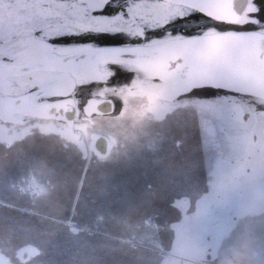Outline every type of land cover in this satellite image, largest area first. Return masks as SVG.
Here are the masks:
<instances>
[{
    "label": "rangeland",
    "instance_id": "1",
    "mask_svg": "<svg viewBox=\"0 0 264 264\" xmlns=\"http://www.w3.org/2000/svg\"><path fill=\"white\" fill-rule=\"evenodd\" d=\"M257 9L251 0L238 20ZM114 64L110 85L107 65L99 81L75 75L35 100L70 102L84 82L118 101L106 115L89 104V124L45 118L64 112L33 101L17 120L0 110V264H264V97L234 87L197 97L208 81L185 92ZM97 132L112 153L91 146Z\"/></svg>",
    "mask_w": 264,
    "mask_h": 264
},
{
    "label": "snow or ice",
    "instance_id": "2",
    "mask_svg": "<svg viewBox=\"0 0 264 264\" xmlns=\"http://www.w3.org/2000/svg\"><path fill=\"white\" fill-rule=\"evenodd\" d=\"M225 11L238 15L235 0H0V110L116 61L167 56L177 71H192L209 49L201 90L229 91L241 53L264 33L236 31L259 26L260 9L243 21L221 18Z\"/></svg>",
    "mask_w": 264,
    "mask_h": 264
},
{
    "label": "bare ground",
    "instance_id": "3",
    "mask_svg": "<svg viewBox=\"0 0 264 264\" xmlns=\"http://www.w3.org/2000/svg\"><path fill=\"white\" fill-rule=\"evenodd\" d=\"M250 1L251 0H249V2ZM242 3L243 0H235V8L237 13H239L238 11H240L239 9ZM239 17L240 14L230 15L227 18L232 20H238ZM212 55L213 53L210 49L205 51L202 54V58L196 62L194 70L192 71H177V67L179 66H173L169 62V58L167 56L155 58L147 62L133 63L142 66L144 70L151 71L156 75H160L161 78L171 79L176 85V88L178 87L179 90L181 89L185 92H188V90L195 88L193 84L198 83L201 80H203L204 82H210L207 75L205 73V75H203V72L200 69L202 68L205 62L212 58ZM102 74L103 73L100 71V69L88 72L73 73L64 77L57 85H60L61 83H64L69 79L74 81L76 76L99 81L102 78ZM234 78L236 83L232 87L244 93H251L253 95H260L264 97V42H261L260 39L253 40L248 45V47L241 53L238 63L236 65ZM32 104L33 103L31 101L13 108L6 107L5 111L6 113H8L7 115H9L13 120H17L16 117L13 115L14 110L19 107H31ZM33 108L38 113L42 111L43 114L59 115L63 113L61 112L62 110L59 108V106L54 104H49L45 106L36 104V106L34 105Z\"/></svg>",
    "mask_w": 264,
    "mask_h": 264
},
{
    "label": "flooded vegetation",
    "instance_id": "4",
    "mask_svg": "<svg viewBox=\"0 0 264 264\" xmlns=\"http://www.w3.org/2000/svg\"><path fill=\"white\" fill-rule=\"evenodd\" d=\"M109 67L112 69V74L110 75V77L108 78V80L104 83L107 84H111L112 83V79H114L117 74L120 73V70L117 68L118 66L116 64L113 65H109ZM81 84L75 89L73 96V99L70 102H65V98L66 96H55V97H47V98H41V100H47L50 102H54V104L56 103H60L62 104V106L64 105L65 111L66 109H68V107L72 104L75 105L76 107V113L74 118L72 119L73 122H71L72 120H69L68 118H65V116L63 117V119L68 122V123H74L77 121H82L84 125L89 124V122L87 121L88 118H83V116H85V111H86V107L88 106V103L90 102V100L92 99L96 104H99V107L94 109V111H90L91 114H109V110H111L110 108L112 107V110L110 113H114L116 110V106H117V100L110 98V99H104V98H93L92 96H89L88 94H85L86 92V87H89L87 85H85L84 82H80ZM35 102V101H33ZM88 109V107H87ZM50 117V116H48ZM85 121V122H84ZM78 123V122H77ZM76 123V124H77ZM75 126V125H74ZM73 126V127H74ZM103 144H101V146H99V150L103 151L102 146Z\"/></svg>",
    "mask_w": 264,
    "mask_h": 264
},
{
    "label": "trees",
    "instance_id": "5",
    "mask_svg": "<svg viewBox=\"0 0 264 264\" xmlns=\"http://www.w3.org/2000/svg\"><path fill=\"white\" fill-rule=\"evenodd\" d=\"M254 3L256 4L257 8L260 9V13L256 16L258 20H260V24L264 26V2L262 0H254ZM259 27V26H258ZM264 28V27H263ZM258 29L255 24H248L245 26L243 30L236 29V31H249V30H256ZM192 95L199 96V97H208L212 95H216V93L213 92H206L201 90V88L193 89Z\"/></svg>",
    "mask_w": 264,
    "mask_h": 264
},
{
    "label": "crops",
    "instance_id": "6",
    "mask_svg": "<svg viewBox=\"0 0 264 264\" xmlns=\"http://www.w3.org/2000/svg\"><path fill=\"white\" fill-rule=\"evenodd\" d=\"M34 103H37V102H34ZM37 104H39V105H41L40 103H37ZM48 104V103H47ZM119 104V103H118ZM121 105H122V103H121ZM117 107V106H116ZM64 109H65V107H63ZM111 110H112V107L110 108ZM63 110V109H62ZM111 110H109V114H113V113H110L111 112ZM121 112H122V110H121ZM120 112V113H121ZM64 115H62L61 117H63ZM50 117H54V118H57V119H60L61 121H65L63 118H58V117H56V116H50ZM45 118H49L48 116H45ZM111 118V116L109 117V119ZM115 118V117H114ZM114 118H111L112 120L114 119ZM116 119V118H115ZM116 132V131H115ZM116 134V133H115ZM92 138L93 139H97L96 141V145H98V146H101V144H103L102 146V149H103V151L104 152H108V151H110L111 152V150L113 149V146H111V144H110V142H111V135H109V137L107 138L105 135H102V134H100V133H93L92 135ZM98 136V137H97ZM101 136V137H100ZM113 137V136H112ZM95 145V142L91 145L92 147H94L95 149H97V150H99V147H97ZM99 151H101V150H99ZM112 153V152H111Z\"/></svg>",
    "mask_w": 264,
    "mask_h": 264
},
{
    "label": "water",
    "instance_id": "7",
    "mask_svg": "<svg viewBox=\"0 0 264 264\" xmlns=\"http://www.w3.org/2000/svg\"><path fill=\"white\" fill-rule=\"evenodd\" d=\"M250 2H249V0H247V4L246 5L244 3H242V5L240 6V9H239L240 11H238L239 12L238 14H240L239 18L242 17L243 13L245 12V10L248 7V5L250 4ZM253 33H256V32L254 31ZM61 107H62V104H61ZM62 112H64L63 115L65 116V118H68L69 120H72L74 118V116H75V113H76V107H75L74 104H72V105H70L68 107V109H66V111L63 109Z\"/></svg>",
    "mask_w": 264,
    "mask_h": 264
},
{
    "label": "built area",
    "instance_id": "8",
    "mask_svg": "<svg viewBox=\"0 0 264 264\" xmlns=\"http://www.w3.org/2000/svg\"><path fill=\"white\" fill-rule=\"evenodd\" d=\"M92 101H93V100L91 99L90 102L88 103V105L91 104ZM63 107H64V105L62 106V108H63ZM87 107H88V106H87ZM91 112H92V111H91ZM91 112H88V113L91 114Z\"/></svg>",
    "mask_w": 264,
    "mask_h": 264
}]
</instances>
